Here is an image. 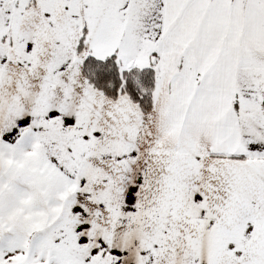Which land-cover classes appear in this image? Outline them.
Instances as JSON below:
<instances>
[{
    "label": "snow or ice",
    "instance_id": "6c2138e0",
    "mask_svg": "<svg viewBox=\"0 0 264 264\" xmlns=\"http://www.w3.org/2000/svg\"><path fill=\"white\" fill-rule=\"evenodd\" d=\"M0 264H264V0H0Z\"/></svg>",
    "mask_w": 264,
    "mask_h": 264
}]
</instances>
